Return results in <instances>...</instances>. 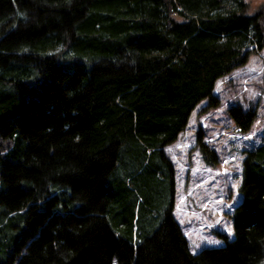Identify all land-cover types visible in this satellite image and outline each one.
<instances>
[{
  "label": "trees",
  "instance_id": "trees-1",
  "mask_svg": "<svg viewBox=\"0 0 264 264\" xmlns=\"http://www.w3.org/2000/svg\"><path fill=\"white\" fill-rule=\"evenodd\" d=\"M244 8L0 0V264H264V140L243 150L232 236L195 252L163 151L264 47V6ZM233 107L246 131L254 111Z\"/></svg>",
  "mask_w": 264,
  "mask_h": 264
},
{
  "label": "rangeland",
  "instance_id": "rangeland-1",
  "mask_svg": "<svg viewBox=\"0 0 264 264\" xmlns=\"http://www.w3.org/2000/svg\"><path fill=\"white\" fill-rule=\"evenodd\" d=\"M244 2L246 14L264 6V0ZM211 92L217 103L202 109L207 99L196 102L184 127L163 147L173 172L171 213L190 252L221 245L232 236L231 210L240 197L237 184L243 150L264 140V47L250 51L243 64L217 77ZM234 105L254 111L246 131L234 127ZM198 129L215 155L199 145Z\"/></svg>",
  "mask_w": 264,
  "mask_h": 264
}]
</instances>
